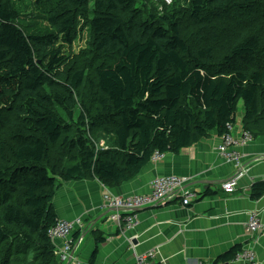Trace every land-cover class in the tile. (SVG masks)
Segmentation results:
<instances>
[{"label":"trees","instance_id":"obj_1","mask_svg":"<svg viewBox=\"0 0 264 264\" xmlns=\"http://www.w3.org/2000/svg\"><path fill=\"white\" fill-rule=\"evenodd\" d=\"M239 102L242 129L264 135V0H0V264H61L63 183L119 187L154 153L224 134Z\"/></svg>","mask_w":264,"mask_h":264},{"label":"crops","instance_id":"obj_2","mask_svg":"<svg viewBox=\"0 0 264 264\" xmlns=\"http://www.w3.org/2000/svg\"><path fill=\"white\" fill-rule=\"evenodd\" d=\"M242 114L239 110L231 132L235 142L241 136ZM220 144V136L212 131L179 153L150 162L137 177L116 188L94 179L63 183L52 201L58 220L83 222L71 231L70 238L82 237V242L70 264H135L136 255L149 251L155 253L156 264H215L218 256L238 244L252 249L258 264H264V229L253 236L244 229L251 213H258L264 225V195L255 201L250 198L252 185L264 181V135L253 137L244 146L233 145L244 174L230 195L221 190V184L239 168L221 157ZM159 176L190 181L164 206L137 211L135 227L124 233L106 220L108 211L102 206L105 191L116 196L147 194L151 181ZM184 199L188 200L185 205ZM95 232L102 233V243L97 244Z\"/></svg>","mask_w":264,"mask_h":264},{"label":"built area","instance_id":"obj_3","mask_svg":"<svg viewBox=\"0 0 264 264\" xmlns=\"http://www.w3.org/2000/svg\"><path fill=\"white\" fill-rule=\"evenodd\" d=\"M165 3H170L171 0H162ZM159 2V0H153ZM232 127L228 125L227 130ZM253 140L252 134L248 130L241 131V136L237 142L229 133H224L221 136V144L218 147V152L221 157L227 162L234 164L235 168H239L235 176L221 184V190L230 195L235 192L237 181L243 176V168H240V157L234 150V146H244ZM235 151V152H234ZM164 158V154L154 153L151 157V162L157 163ZM189 178L177 176H159L154 178L150 183V192L142 195H126L116 196L105 191L103 194V208L110 212L108 221L112 223L118 231L124 233L135 227V213L138 210L152 207H162L173 197L181 194L185 185L189 182ZM188 200L184 199L183 204H187ZM74 226L82 227L81 220L74 222L66 220H58V222L49 229L48 237L55 244V255L61 263H67L71 258L72 252L82 242V237L78 239L70 238L71 231ZM247 235L253 236L263 231L264 225L258 213H251L244 225ZM56 241H61V245L57 246ZM241 261L247 264H258L256 255L252 249H245L238 254L234 262ZM135 264H156L155 253L152 251L136 255Z\"/></svg>","mask_w":264,"mask_h":264},{"label":"rangeland","instance_id":"obj_4","mask_svg":"<svg viewBox=\"0 0 264 264\" xmlns=\"http://www.w3.org/2000/svg\"><path fill=\"white\" fill-rule=\"evenodd\" d=\"M152 3H153L158 9H161V10H162V8H163V6H164V4H162V3H154V2H152ZM24 6H25V5H24ZM27 9L30 11L31 14L36 12L35 10H34V12H33V11H32V8H31L30 6L27 7ZM36 15H37V14H36ZM34 20H36V18H35ZM34 20L26 19L25 21H23V23H24V24H27V23H33V22H35V26H36V25H41L40 22H36V21H34ZM35 26H34V27H35ZM31 28H32V27H31ZM77 32H78V34H77ZM75 38H76V41H75L74 44H73V50H74L75 52H78L79 49H82V48H84V46H85L86 38H87L86 31H85V30H80L79 26H77L76 31H75ZM237 110H238V112H239V110H242V102H239ZM98 145H99L100 147H105L104 141H100ZM105 149H106V147H105ZM164 155H165V154H164ZM102 197H103V196H102ZM102 202H103V200H102ZM62 264H64V263H62Z\"/></svg>","mask_w":264,"mask_h":264},{"label":"clouds","instance_id":"obj_5","mask_svg":"<svg viewBox=\"0 0 264 264\" xmlns=\"http://www.w3.org/2000/svg\"><path fill=\"white\" fill-rule=\"evenodd\" d=\"M152 2H153V0H152ZM155 3V2H154ZM156 3H162V4H164V5H166V3L165 2H163L162 0H159V2H156ZM158 11H161V9H158ZM228 125H230L231 127H232V129L231 130H227V127H228ZM233 128H234V123L232 124V123H228L227 125H226V131L224 132V133H229L230 135H231V132H232V130H233ZM241 131H243V129H242V127H241ZM223 135V134H222ZM222 135H220V138H221V136ZM139 211V210H138ZM109 214H110V212L108 211V215H107V218H106V220L108 221V216H109ZM109 222V221H108ZM76 239V238H75ZM77 239H78V237H77ZM74 240V239H73ZM53 243V242H52ZM53 245L55 246V244L53 243ZM72 253H74V251L72 252ZM71 259V260H70ZM69 260H70V262L72 261V259H73V255L71 256V258H70ZM70 262L68 261L67 263H69L70 264ZM66 263V264H67ZM62 264V263H61Z\"/></svg>","mask_w":264,"mask_h":264},{"label":"bare ground","instance_id":"obj_6","mask_svg":"<svg viewBox=\"0 0 264 264\" xmlns=\"http://www.w3.org/2000/svg\"><path fill=\"white\" fill-rule=\"evenodd\" d=\"M173 2V0L170 1V3H166V5H170L171 3ZM99 161V160H98ZM178 177V176H177ZM190 181V180H189ZM189 183V182H188ZM188 183L185 185V187L188 185ZM184 187V188H185ZM102 200H103V197H102ZM102 206H103V202H102ZM152 208H155V207H152ZM106 210V209H105ZM108 211V210H107ZM83 223V222H82Z\"/></svg>","mask_w":264,"mask_h":264},{"label":"water","instance_id":"obj_7","mask_svg":"<svg viewBox=\"0 0 264 264\" xmlns=\"http://www.w3.org/2000/svg\"><path fill=\"white\" fill-rule=\"evenodd\" d=\"M108 214V213H107ZM73 255V253L71 254V256ZM71 260V259H70ZM70 260H69V262H70ZM67 264H69V263H67Z\"/></svg>","mask_w":264,"mask_h":264}]
</instances>
